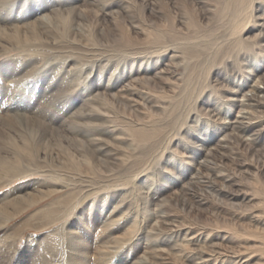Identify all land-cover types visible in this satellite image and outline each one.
Wrapping results in <instances>:
<instances>
[{
	"label": "bare ground",
	"instance_id": "1",
	"mask_svg": "<svg viewBox=\"0 0 264 264\" xmlns=\"http://www.w3.org/2000/svg\"><path fill=\"white\" fill-rule=\"evenodd\" d=\"M34 175L0 231L51 200L53 264H264V0H0V189Z\"/></svg>",
	"mask_w": 264,
	"mask_h": 264
},
{
	"label": "rangeland",
	"instance_id": "2",
	"mask_svg": "<svg viewBox=\"0 0 264 264\" xmlns=\"http://www.w3.org/2000/svg\"><path fill=\"white\" fill-rule=\"evenodd\" d=\"M226 108H228V107H225V110H228ZM199 132H201L200 127L197 128L196 133L199 134ZM203 133L206 134L207 131L205 130V132L203 131L202 134ZM203 136H204V134H203ZM245 151H244V148L242 149V147L239 146V147H237V149L234 152L232 150L230 151V149L228 152L230 154L236 153V157L240 158L239 161H246L251 165H257V160H256L257 158L255 157L256 159L255 158L253 159L251 157V155L247 151L246 152ZM251 160H253V161H251ZM42 177H43L42 175H34L32 177L19 179L15 183H13V185H8V186L6 185V186L2 187L0 189V203L3 202L2 206L8 204V200L10 198L7 200L4 197V195H6L7 191H11L12 187H14V186L20 187L23 184L25 185V183H27V182H31L34 178L43 179ZM50 203H51V200L41 202L40 204L36 205V207L31 208L28 211H26L24 214L19 215L18 216L19 218L15 222L4 226V229L0 231V264H47V263L53 264L51 262L52 255L50 253V252H52V249H51L52 246L47 245V244H49L50 241L55 238V236L57 234L56 233L57 228L64 227L65 224L67 225V222H66L67 220H69V222L73 221L74 220L73 217L68 218V219L58 220L55 223L54 227L50 228V229L49 228L38 229L35 227H31V228H28L25 230L23 228L24 230L21 231V232H23L22 235H20L21 232L19 230H16V228H18L19 226H21V224H23V222H24L23 219L25 217L29 216L30 214H33L35 211L37 212L42 207L48 206ZM256 203H257V201H256ZM59 204H60V202L56 205V208L52 207V209L50 211L58 212L57 210L60 207ZM89 208L90 207H88V209ZM214 208H217V207H214ZM214 208L211 210H214ZM218 209H220L223 212L230 210L229 206H227V205H219ZM166 212L169 214H173V215L182 214L180 211H178V209H175V208H168V209H166ZM199 213H200V211L196 208L191 210L192 216L199 214ZM226 213H228V212H226ZM201 214L203 215V218H205L208 215L206 213V211H203ZM45 216H46L45 213H42V214L36 215L34 218L41 219V218H44ZM177 219L179 221L184 220V218H182L181 216L180 217L178 216ZM30 222L27 223L28 226H30ZM145 231H146V229L144 226L143 229L138 233L140 235V237L143 236V238H144V236L146 234V233H144ZM48 234H49V236L46 237V235H48ZM12 237H16V240L14 241ZM167 237L168 236H165V235L162 236V238H164V239ZM33 238H35V242L34 243L29 242V240H32ZM39 240H42L43 242H48V243H46V245H44L43 243H40ZM142 242H141V246L143 248H139V245H138V247L137 248L134 247L130 251V253H129L128 249L126 247H124L122 249L123 251L121 250L119 253L120 256H117V258H115L109 264H152L149 261L150 260L149 255L145 254V250H147V247H146L147 241L143 239ZM149 248H148V250L154 251L155 249L158 248V246L155 242H153L150 244ZM55 255H56V253H55ZM71 257L72 258L78 257V254H72ZM62 262L67 264L66 258L65 259L62 258Z\"/></svg>",
	"mask_w": 264,
	"mask_h": 264
}]
</instances>
